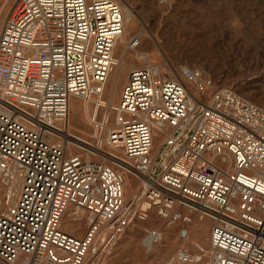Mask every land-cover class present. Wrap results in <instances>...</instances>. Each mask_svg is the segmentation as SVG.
Wrapping results in <instances>:
<instances>
[{
  "label": "built area",
  "instance_id": "2783aa9c",
  "mask_svg": "<svg viewBox=\"0 0 264 264\" xmlns=\"http://www.w3.org/2000/svg\"><path fill=\"white\" fill-rule=\"evenodd\" d=\"M123 34L117 0H13L7 9L0 264H98L106 243L150 211L178 221L181 238L195 217L211 220L205 257L179 249L178 261L264 264V107L199 67L179 75L144 58L128 72L105 133L72 131L71 98L99 105ZM140 38L130 36L127 50ZM161 239L159 229L145 230V243Z\"/></svg>",
  "mask_w": 264,
  "mask_h": 264
},
{
  "label": "rangeland",
  "instance_id": "374dc122",
  "mask_svg": "<svg viewBox=\"0 0 264 264\" xmlns=\"http://www.w3.org/2000/svg\"><path fill=\"white\" fill-rule=\"evenodd\" d=\"M4 1L0 0V28L13 2ZM119 1L132 15L130 20L125 21L124 37L128 40L138 33L141 41L135 50L139 53L126 51V72L119 82L115 105L130 69L138 66L141 58H147L166 68L174 66L179 75L183 66L199 67L221 85L233 87L264 107V0ZM114 54L116 58L120 54L116 47ZM112 73L113 70L98 98L99 105L94 100L80 110L69 123L72 131L91 138L105 133V118L111 126L115 105L109 108L106 99ZM73 100L80 102L83 99ZM197 221L206 223L204 240L207 241L203 249L194 242L199 241L197 233L191 236L193 242L182 244L183 238L178 233L180 223L170 224L169 231L167 222L155 211H150L146 218H134L121 234L106 243L98 264H200L175 258L179 249L186 255L199 256L200 259L205 257L209 248L211 220L197 218ZM151 227L162 232V239L149 249L144 235L145 230Z\"/></svg>",
  "mask_w": 264,
  "mask_h": 264
},
{
  "label": "bare ground",
  "instance_id": "6f19581e",
  "mask_svg": "<svg viewBox=\"0 0 264 264\" xmlns=\"http://www.w3.org/2000/svg\"><path fill=\"white\" fill-rule=\"evenodd\" d=\"M117 1L120 3V5L123 8V12H124V24H125V21L128 20V19L130 20V18L132 16L131 15V11L129 9L125 8L121 4V2L119 0H117ZM4 2H6V0ZM125 40H126V38L124 37V34H123L122 38L115 45V47L120 50V54L117 57L118 64H117L116 68L113 69V73H112L111 80H110V85H109V87L107 89L108 97H107L106 101H107L108 105L110 106L109 108H111L116 103V98H117L118 91H119L118 90L119 82H120L121 78L125 75V72H126V67H125L124 63H125V54H126V51H127V48H126V41L127 40L126 41ZM136 49L137 48H135V49H133L131 51L133 52ZM135 52L136 53H139V50L138 51H135ZM141 60H142V58L140 59V61ZM170 68L173 71L174 70L175 71L177 70L172 65L170 66ZM170 68H169V70H170ZM73 99L74 98H71L70 106H69V109H70V113H69V123L72 120V118L74 116H76V114L80 110H82L85 107H88L95 100L94 96L93 97H90L88 99H83L80 102H78V100H77V102H75L76 100L74 101ZM104 121H105L104 127L107 130L110 127L107 124V121H108L107 118H105ZM101 134H103V133L101 132ZM7 185H8V189H10V191H11V195L13 196L11 198V203H12L14 201V199H15L16 194H17L18 185L16 183H14V181H12V180H10V182ZM133 190H134V188L131 186L130 182L128 180H126V197H127V191L129 192L128 194L130 196L133 193ZM205 218L206 219H209L207 217H205ZM66 219H68V217H66ZM151 220L154 221V219H151ZM170 224H173V223H167V225H166V228L169 231L171 230V227H169ZM82 228H83V226H79V225L77 226V229H82ZM205 232H206V223L203 222V221L201 223H199V221H197V217L194 218L193 219V222L189 225V234H188V236L186 238H183L182 239V244H185V243L189 244L190 242H193L191 240V236H192L193 233H197V237L199 238V241L196 240L194 242L196 243L197 246L199 245L200 248L203 249L205 247L206 241H207V240H204ZM152 245L153 244L147 243V246L149 247V249L152 248ZM93 253L94 252H91V254H93ZM201 253H203V252H201Z\"/></svg>",
  "mask_w": 264,
  "mask_h": 264
}]
</instances>
